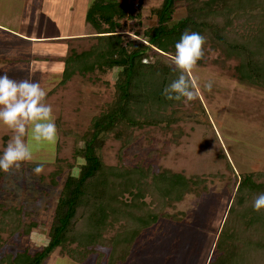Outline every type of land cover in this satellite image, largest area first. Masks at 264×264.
<instances>
[{"label":"rangeland","instance_id":"rangeland-1","mask_svg":"<svg viewBox=\"0 0 264 264\" xmlns=\"http://www.w3.org/2000/svg\"><path fill=\"white\" fill-rule=\"evenodd\" d=\"M92 1L0 0V73L17 81H38L57 127L54 145L34 152L33 161L19 169L0 171V203L6 209H22L24 223H38L29 235L3 234L0 257L26 249L36 252L48 244L63 184L69 174H79L82 160L76 153L84 146L82 137L93 116L113 98L117 69L75 75L61 84L66 58L95 42V30L86 21ZM121 1L136 9V3H141L142 26L133 31L129 22L125 32L130 39H140L136 33L142 35L156 24L151 10L162 1ZM177 7L174 22L187 15L185 1ZM224 59L220 50L206 47L190 74L196 99L184 101L173 122L135 130L127 146L112 138L103 144L100 153L108 166L141 165L154 172L169 170L205 180L180 202H169L163 209L157 206V211L162 209L158 222L141 231L130 255L117 264H207L241 177L264 173V86L239 80L238 62L231 59L223 64ZM209 80L211 91L203 87ZM11 135L0 126V150ZM37 163H44L38 176L32 172ZM59 169L63 175L54 186L52 175ZM257 181L264 182V177ZM145 201L149 205L151 198ZM114 233L111 230L107 236ZM94 258L77 263L59 248L46 264H93Z\"/></svg>","mask_w":264,"mask_h":264},{"label":"trees","instance_id":"trees-1","mask_svg":"<svg viewBox=\"0 0 264 264\" xmlns=\"http://www.w3.org/2000/svg\"><path fill=\"white\" fill-rule=\"evenodd\" d=\"M151 10L156 24L130 39L131 30L142 26L143 14L128 1L93 0L87 23L95 30V42L83 52L73 51L65 60L64 85L75 75L118 70L113 98L93 116L77 150L82 160L78 175L69 174L57 201L49 242L41 250L6 253L0 264H46L59 248L69 258L93 264L124 262L142 230L158 222L162 207L180 202L202 187L204 178H188L169 170L150 167L108 166L100 153L108 139L129 145L137 129L171 123L184 101H169L162 90L178 72L171 56L185 31L198 32L208 46L224 56L222 63L238 62L235 74L243 82L264 86V0H161ZM186 2L187 15L174 22L177 3ZM152 58L154 59L152 61ZM168 59V60H167ZM170 109L172 113H168ZM173 122V121H172ZM63 169L52 175L59 185ZM264 173L244 174L218 235L208 264H264V209L254 211V199L264 193ZM151 198V208L145 201ZM158 208H162L157 211ZM22 209H6L0 203L2 235H29L36 221L23 222ZM111 230L115 233L108 237Z\"/></svg>","mask_w":264,"mask_h":264},{"label":"clouds","instance_id":"clouds-1","mask_svg":"<svg viewBox=\"0 0 264 264\" xmlns=\"http://www.w3.org/2000/svg\"><path fill=\"white\" fill-rule=\"evenodd\" d=\"M205 38L198 32L185 31L175 44L171 56L174 70L179 74L162 90L169 101H193L196 99V83L191 70L203 57ZM211 91L213 81L203 85ZM46 91L38 81L14 80L0 73V126L8 128L12 135L0 150V171L19 169L25 162L33 161L34 152L50 148L57 140V127L53 108L45 102ZM44 171V163H37L32 172L37 176ZM253 210L264 209V193L253 201Z\"/></svg>","mask_w":264,"mask_h":264},{"label":"crops","instance_id":"crops-1","mask_svg":"<svg viewBox=\"0 0 264 264\" xmlns=\"http://www.w3.org/2000/svg\"><path fill=\"white\" fill-rule=\"evenodd\" d=\"M1 30H4V29H1ZM62 36H64V35H61L60 37H62ZM209 260H210V259H209ZM208 263H209V261H208ZM208 263H207V264H208Z\"/></svg>","mask_w":264,"mask_h":264},{"label":"built area","instance_id":"built-area-1","mask_svg":"<svg viewBox=\"0 0 264 264\" xmlns=\"http://www.w3.org/2000/svg\"><path fill=\"white\" fill-rule=\"evenodd\" d=\"M138 5H139V4H138V3H136V5H135V6L137 7Z\"/></svg>","mask_w":264,"mask_h":264}]
</instances>
